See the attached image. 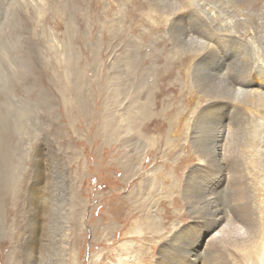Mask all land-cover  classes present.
I'll list each match as a JSON object with an SVG mask.
<instances>
[{"label":"rangeland","instance_id":"obj_1","mask_svg":"<svg viewBox=\"0 0 264 264\" xmlns=\"http://www.w3.org/2000/svg\"><path fill=\"white\" fill-rule=\"evenodd\" d=\"M73 1L83 17L66 22L74 33L55 35L34 15L43 37L21 5L16 34L2 40L0 88L31 113L26 142L11 138L19 181L15 195L0 194V264H168L171 250L172 264H206L218 224L198 212L197 188L214 192L221 214L250 210L244 239L224 241L217 264H264V0ZM217 52L225 65L247 61V80L234 87L249 91L241 101L213 95L222 92L207 76L220 66ZM40 92L49 108L36 105ZM212 123L242 127L235 169L196 148V132L209 136ZM230 173L245 198L228 199Z\"/></svg>","mask_w":264,"mask_h":264},{"label":"bare ground","instance_id":"obj_2","mask_svg":"<svg viewBox=\"0 0 264 264\" xmlns=\"http://www.w3.org/2000/svg\"><path fill=\"white\" fill-rule=\"evenodd\" d=\"M44 1H45L44 4L38 6L34 9L33 7L30 6V4L28 3L27 0H0V62H1V55H4L3 53L8 47V45L3 43L2 40L4 38L8 39L12 35V32H14L16 29H18L16 27L17 22L15 19V17H16L15 13H16L17 9L21 8V5L25 6L26 9L28 8L27 15H26V23L28 25L32 24L36 33L38 32L37 29H39V32L43 37H46L43 33H45L44 27L46 26L47 22L49 24H51V23L53 24L54 28L56 29V30H54L55 35L57 34V32H60L61 36H64L65 33L66 34H72L75 32V27L65 26L67 21L71 22L72 24H75L77 21H79L83 18L82 15L80 14L79 10L77 13V6L78 5L75 3V1H73L74 3L72 2V0H44ZM207 6H209V11H210V12L209 11L208 12L211 15H214L215 11L213 8L215 6L214 7H212L211 5H207ZM34 15H38L37 17H39V15H40L41 18H39V19L41 21H43L42 19H44L46 24L43 22L42 23L43 25L41 27L36 28L34 26V24H36V23L33 24V19H34L33 17H35ZM45 16H48L47 19L44 18ZM83 16H84V14H83ZM90 17L92 18L93 14H90ZM5 28H7L6 29L7 31L5 30ZM14 33L16 34V32H14ZM14 37H15V35H14ZM192 44L198 45L195 42H193ZM217 54H218V52H217ZM220 56L218 54V59H217L218 62H220V66L217 69H215L214 71L207 73L208 79L216 80L217 84L221 85L222 92L220 93V90H218L213 95L215 96L216 101H228V102L229 101H231V102L241 101L242 99L245 98V96L247 95V92H249V91L243 90V91H240L238 93L234 87L238 86V84L236 85V83H238V81L240 82L241 85H244V83L246 82V80H247L246 76H247V73L249 70L247 61L244 58L240 57L239 59H236V60L233 59L234 60V61H232L233 63L231 62V64L225 65V60L227 57L224 54H222L221 57ZM0 66H1V63H0ZM26 66H28V64H26ZM207 66L212 68L213 62L207 63ZM1 69H0V83L2 80V78H1L2 70ZM73 71H75V70H73ZM15 72H17V70ZM78 72H80V71H78ZM14 76H15V74L13 75V78H14ZM241 80H243V81L241 82ZM15 81L17 83L16 78H15ZM11 84H14V80H12ZM1 85H2V83L0 84V86ZM14 85L18 86V84H14ZM10 87H11V85H10ZM4 89H5V87H4ZM4 89L0 88V96H1L0 97V99H1L0 104L3 107V111L0 112V118H1L2 113H3L2 123H1V132H0V156H1L0 159L2 161L1 165H0V194L3 198L7 194L12 195V196L16 194L17 183L19 181V174H18L19 173V167H18V165H19L20 160L18 159V157L15 154L16 149H18V147L16 145L13 146L11 138H12V136H17L19 140L23 141V143L26 142L24 140L23 135L27 131H26L25 127L23 128V126H24L23 120L26 116H28L31 113L30 108L19 109L17 107L11 106L10 100L7 97V95H9L10 90L7 88L8 91L7 90L5 91ZM262 94L264 96V92ZM32 98H33V96H32ZM37 99H39V100H37ZM36 100L38 102L36 105H44V107L46 106V108L50 107L49 106L50 105V99L46 96L45 93L40 92L36 96ZM236 116L237 115H234L233 118L235 119ZM220 120H221V118H220ZM27 122H29V121H27ZM206 124H208V120H207ZM7 125H10L9 130H7V128H6ZM212 126H217V127L214 130L211 129L208 131L209 136L207 134H205L204 132L203 133L196 132L198 134V136L200 137V139H199L197 136L195 139L196 148L198 149V151L200 153L203 154L204 157L207 158V160L212 161V162H224V163H225V161H229L228 162L229 169L230 168L235 169V167L239 166L240 160L243 162V157H241L237 153H236L237 155L235 154V151L238 150V149L235 150V147L242 146V144H243L242 140H243L244 132L241 131L242 127L238 126V129L234 132L232 128H228L227 126L225 128H222V126H219V123L218 124L212 123ZM201 127L202 126H200V128ZM10 132H11V136H9ZM29 135H28V137H29ZM203 136H204V138H201ZM6 137H8L7 140H5ZM17 143H18V141H17ZM211 148L213 149L212 152H211ZM234 155H235V158L232 159ZM3 161H4V165H3ZM229 169L227 170L228 173H229ZM39 172H40V170H39ZM239 178H240L239 173H236V174L230 173L229 180L227 181V185L230 183L237 184V186H232L230 184V186L236 188L234 191H229L231 194L229 195L228 199L231 201H235L237 199V197L245 198L247 195V191L243 187L240 186L242 181ZM193 190H194L193 192H195L194 198L198 199V200L196 199L195 203H199L200 201L203 202V205L201 204L202 206L198 207V212L202 215V218H204V214H205V215H207L205 217L208 218L212 222L213 225L216 223L218 224V228L215 230L214 234H212V236H210L209 239H207V242H206L205 246L203 247V250L205 249V256H206V253L209 256V260H208V262H206V264H217L218 261L223 259V255L220 256L219 252H220V250H223L222 247L225 244L224 241H230V240L234 241L235 239H238V238L241 240L244 239L242 234L245 231L244 225L249 224L247 222L250 220V210L247 208V205H244L242 207H239V206L232 207V206H227L225 204L227 206L226 207L227 210L228 209L233 210L234 216H233V218H231V217H229L230 215H225V212H224L225 208H223V207L221 208V210H223L222 211L223 214H221L219 212V209L217 208V206L220 203L217 204L213 200V198H214L213 193L214 192L212 190H210L209 193H208L206 188H204L201 192H199L198 188L196 190L195 189H193ZM206 193H208V194H206ZM48 201H49V199H48ZM48 201L46 200V206L48 204H50V203H48ZM217 201H219V200H217ZM1 211H2V209H1V199H0V216H1ZM45 215H46L45 225H46V227L49 228L48 225H50L52 223V221H50V220H52V214L47 212ZM251 236H253V235H251ZM201 250H202V248H201ZM163 251H164V249H163ZM202 251L199 250V252H202ZM173 253H174V250L173 251L171 250V252L169 254H163V256L168 259V264H172V259H171L170 255ZM222 253H224V252H222ZM210 257H211V259H210ZM198 258H199V253H198ZM251 258H252V256L250 254V256H248L247 259L251 260ZM206 259H208V258H206Z\"/></svg>","mask_w":264,"mask_h":264}]
</instances>
